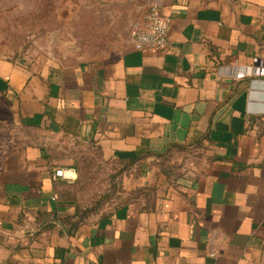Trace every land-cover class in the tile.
I'll return each mask as SVG.
<instances>
[{
	"label": "crops",
	"instance_id": "1",
	"mask_svg": "<svg viewBox=\"0 0 264 264\" xmlns=\"http://www.w3.org/2000/svg\"><path fill=\"white\" fill-rule=\"evenodd\" d=\"M101 1L126 6L124 36L156 4L168 46L0 59L18 131L0 159V264H264V0ZM85 151L120 168V202L98 213L52 177Z\"/></svg>",
	"mask_w": 264,
	"mask_h": 264
},
{
	"label": "rangeland",
	"instance_id": "2",
	"mask_svg": "<svg viewBox=\"0 0 264 264\" xmlns=\"http://www.w3.org/2000/svg\"><path fill=\"white\" fill-rule=\"evenodd\" d=\"M126 11L125 5L101 0H0V59L38 64L103 59L126 43ZM246 78L249 83L263 81ZM13 125L11 105L0 98V159L9 154L11 138L18 134ZM75 165L76 201L91 213L120 202L114 179L118 166L99 162L86 151Z\"/></svg>",
	"mask_w": 264,
	"mask_h": 264
},
{
	"label": "built area",
	"instance_id": "3",
	"mask_svg": "<svg viewBox=\"0 0 264 264\" xmlns=\"http://www.w3.org/2000/svg\"><path fill=\"white\" fill-rule=\"evenodd\" d=\"M169 20L160 14L156 4H151L134 20L127 33V44L136 51L151 49L165 51L168 46ZM241 78V74L236 75ZM54 180H61L68 184L76 179L71 169L56 168L52 173Z\"/></svg>",
	"mask_w": 264,
	"mask_h": 264
}]
</instances>
